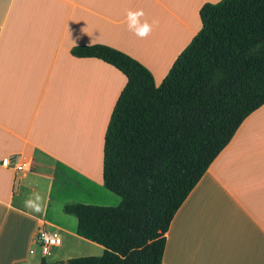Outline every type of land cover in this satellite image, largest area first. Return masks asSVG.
Instances as JSON below:
<instances>
[{
    "label": "crops",
    "instance_id": "crops-1",
    "mask_svg": "<svg viewBox=\"0 0 264 264\" xmlns=\"http://www.w3.org/2000/svg\"><path fill=\"white\" fill-rule=\"evenodd\" d=\"M219 1L0 0V264L44 259L31 253L42 228L61 232L55 249L71 239L102 250L77 235L63 206L118 202L103 186V145L126 78L71 49L119 50L158 86L201 29V6ZM140 10L141 23L152 25L145 39L128 28V11ZM6 157L25 170L2 167ZM35 192L43 197L40 213L23 206ZM165 237L161 264H264V105L211 163Z\"/></svg>",
    "mask_w": 264,
    "mask_h": 264
},
{
    "label": "trees",
    "instance_id": "trees-1",
    "mask_svg": "<svg viewBox=\"0 0 264 264\" xmlns=\"http://www.w3.org/2000/svg\"><path fill=\"white\" fill-rule=\"evenodd\" d=\"M160 85L141 63L95 44L71 49L126 78L103 145L104 188L115 207L71 203L78 236L100 256L65 264H161L173 216L242 122L264 105V0H220ZM38 264H54L41 259Z\"/></svg>",
    "mask_w": 264,
    "mask_h": 264
},
{
    "label": "rangeland",
    "instance_id": "rangeland-1",
    "mask_svg": "<svg viewBox=\"0 0 264 264\" xmlns=\"http://www.w3.org/2000/svg\"><path fill=\"white\" fill-rule=\"evenodd\" d=\"M157 76H160V75L157 74ZM86 122H88V120L86 121V119H84L82 121V124H84ZM111 195H112L113 199H118V202L116 203V201H108V204L111 207H115L120 203V198H117V196H115L114 194H111ZM67 216L71 217V218H69L70 221H75L72 216H69V215H67ZM54 222H56V221H54ZM49 230L56 231L59 234L61 233L58 229H56L54 227L49 228ZM95 247H99V246H90L89 244H84L80 241L70 239V245H68L67 247L63 246L62 248L53 249L49 254H47L44 257V259L47 262H58V261H63V260H67V259L69 260V259L77 258V257H81V256H100L103 253V247L101 246L102 250H99L101 248H95ZM39 260H40V255L38 253V255L36 256L34 261L38 262Z\"/></svg>",
    "mask_w": 264,
    "mask_h": 264
},
{
    "label": "clouds",
    "instance_id": "clouds-1",
    "mask_svg": "<svg viewBox=\"0 0 264 264\" xmlns=\"http://www.w3.org/2000/svg\"><path fill=\"white\" fill-rule=\"evenodd\" d=\"M144 15L143 11H128L127 21L128 28L132 31L138 38L145 39L152 31V25L147 22L141 23L140 18ZM158 23L153 21V24ZM23 206L25 209L29 210L30 213H40L43 210V197L40 193H30L27 195L26 199L23 201Z\"/></svg>",
    "mask_w": 264,
    "mask_h": 264
},
{
    "label": "built area",
    "instance_id": "built-area-1",
    "mask_svg": "<svg viewBox=\"0 0 264 264\" xmlns=\"http://www.w3.org/2000/svg\"><path fill=\"white\" fill-rule=\"evenodd\" d=\"M1 166L4 168H13L16 171L25 170L23 165L17 162L13 163L8 157L1 160ZM33 242L34 249L31 251V253H39V255L44 258L53 249L59 247L62 244V236L56 231L42 228L35 234Z\"/></svg>",
    "mask_w": 264,
    "mask_h": 264
},
{
    "label": "water",
    "instance_id": "water-1",
    "mask_svg": "<svg viewBox=\"0 0 264 264\" xmlns=\"http://www.w3.org/2000/svg\"><path fill=\"white\" fill-rule=\"evenodd\" d=\"M54 264H64V262H56V263H54Z\"/></svg>",
    "mask_w": 264,
    "mask_h": 264
},
{
    "label": "bare ground",
    "instance_id": "bare-ground-1",
    "mask_svg": "<svg viewBox=\"0 0 264 264\" xmlns=\"http://www.w3.org/2000/svg\"><path fill=\"white\" fill-rule=\"evenodd\" d=\"M149 54V53H148Z\"/></svg>",
    "mask_w": 264,
    "mask_h": 264
}]
</instances>
